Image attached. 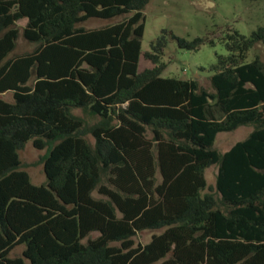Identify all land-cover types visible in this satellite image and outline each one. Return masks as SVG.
<instances>
[{
	"label": "trees",
	"instance_id": "1",
	"mask_svg": "<svg viewBox=\"0 0 264 264\" xmlns=\"http://www.w3.org/2000/svg\"><path fill=\"white\" fill-rule=\"evenodd\" d=\"M149 1L0 0V94L12 93L0 97V264H264V62L247 60L264 25L227 34L210 91L161 76L167 35L183 48L202 38L163 30L143 54L153 66L137 71ZM21 21L36 46L10 56ZM241 125L245 138L213 148ZM27 141L46 150L44 184L21 168Z\"/></svg>",
	"mask_w": 264,
	"mask_h": 264
},
{
	"label": "rangeland",
	"instance_id": "2",
	"mask_svg": "<svg viewBox=\"0 0 264 264\" xmlns=\"http://www.w3.org/2000/svg\"><path fill=\"white\" fill-rule=\"evenodd\" d=\"M144 15V29L141 37V54L137 71L150 68L153 64L144 57V52L150 50V44L158 38L162 31L192 42L194 38H202L203 42L193 48L179 47L177 41L167 35V44L160 56V62L165 65L161 73L163 77H177L182 79L194 78L199 86L212 91L209 81L210 67L216 61V56L226 55L225 42L227 34L237 31L249 36L259 26L264 25V0H150L142 10ZM123 16L112 19L91 18L79 25L84 28H97L123 20ZM19 29L15 47L10 56L20 55L32 51L36 43L26 40L22 35L23 21L17 23ZM258 54L264 62V44L255 43L248 53L247 60ZM0 97L12 101V93L6 91ZM74 113L83 117L87 125L94 124L98 117L89 115L81 109ZM252 130L251 125H241L230 132H219L216 135L213 148L219 152L228 150L236 141L247 136ZM86 139L93 143L94 139L87 134ZM45 149L38 150L27 141L19 150L22 169L29 174L33 184L45 183L41 157ZM217 166L210 165L204 171L206 183L213 192H216ZM94 196L100 195L96 192ZM160 229H145L137 232L133 237L134 244L149 242L153 234H159ZM97 232L90 234L95 237ZM23 246L14 247L10 256H21Z\"/></svg>",
	"mask_w": 264,
	"mask_h": 264
}]
</instances>
